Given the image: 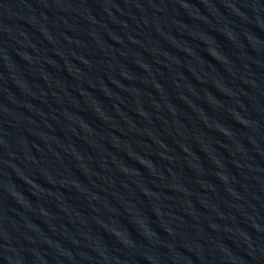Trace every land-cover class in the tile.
Wrapping results in <instances>:
<instances>
[{
	"label": "water",
	"instance_id": "95a60500",
	"mask_svg": "<svg viewBox=\"0 0 264 264\" xmlns=\"http://www.w3.org/2000/svg\"><path fill=\"white\" fill-rule=\"evenodd\" d=\"M0 264H264V0H0Z\"/></svg>",
	"mask_w": 264,
	"mask_h": 264
}]
</instances>
